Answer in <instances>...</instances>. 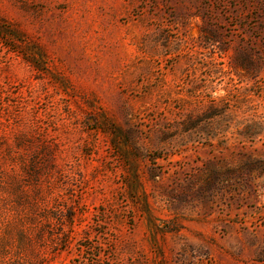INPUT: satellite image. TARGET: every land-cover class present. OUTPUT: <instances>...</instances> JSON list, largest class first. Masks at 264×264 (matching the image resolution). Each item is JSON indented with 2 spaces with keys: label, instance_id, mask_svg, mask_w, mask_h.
<instances>
[{
  "label": "rangeland",
  "instance_id": "rangeland-1",
  "mask_svg": "<svg viewBox=\"0 0 264 264\" xmlns=\"http://www.w3.org/2000/svg\"><path fill=\"white\" fill-rule=\"evenodd\" d=\"M33 262L264 264V0H0V264Z\"/></svg>",
  "mask_w": 264,
  "mask_h": 264
},
{
  "label": "trees",
  "instance_id": "trees-1",
  "mask_svg": "<svg viewBox=\"0 0 264 264\" xmlns=\"http://www.w3.org/2000/svg\"><path fill=\"white\" fill-rule=\"evenodd\" d=\"M34 209H35V208H34ZM34 209H33V212L35 211ZM23 216L25 217L26 220H29L28 217H27L28 214L25 213V215H23ZM28 264H37V263L33 262V263H28Z\"/></svg>",
  "mask_w": 264,
  "mask_h": 264
}]
</instances>
